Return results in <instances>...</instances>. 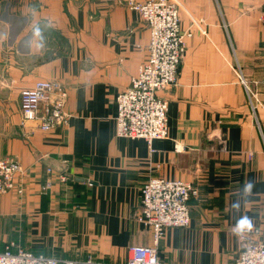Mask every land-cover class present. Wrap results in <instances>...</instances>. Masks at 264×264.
I'll return each mask as SVG.
<instances>
[{"label":"crops","instance_id":"0c3cea01","mask_svg":"<svg viewBox=\"0 0 264 264\" xmlns=\"http://www.w3.org/2000/svg\"><path fill=\"white\" fill-rule=\"evenodd\" d=\"M176 2L192 35L176 85L159 94L168 137L149 145L116 126L117 96L148 57L138 12L125 0H0V160L21 163L24 188L0 195L1 249L126 264L132 246L154 245L139 221L152 178L199 190L190 225L165 230L162 261L233 264L246 243L264 242V0ZM38 80L67 90L68 126H22L20 93ZM240 215L259 232L234 234Z\"/></svg>","mask_w":264,"mask_h":264},{"label":"built area","instance_id":"2783aa9c","mask_svg":"<svg viewBox=\"0 0 264 264\" xmlns=\"http://www.w3.org/2000/svg\"><path fill=\"white\" fill-rule=\"evenodd\" d=\"M125 5L138 12L147 23L150 40L148 57L140 66L131 85L117 96V135L122 138L144 139L149 145L168 137V101L160 92L175 86L185 50V38L180 26V10L176 0H125ZM68 93L55 80H38L32 87L21 91V124L35 125L47 132L69 125L66 111ZM177 146L179 150L181 147ZM23 173L16 160H0V195L24 188L16 184ZM66 181V177H61ZM199 195L192 183L181 180L152 178L141 190L139 221L153 229V246H132L126 264H168L158 254V245L170 227L185 228L191 223L189 202ZM255 229L243 234L258 233ZM0 264H104L86 261L62 260L36 255L9 243L0 248ZM233 264H264V242L246 243Z\"/></svg>","mask_w":264,"mask_h":264},{"label":"clouds","instance_id":"9594fccd","mask_svg":"<svg viewBox=\"0 0 264 264\" xmlns=\"http://www.w3.org/2000/svg\"><path fill=\"white\" fill-rule=\"evenodd\" d=\"M36 34H39V29L36 30ZM254 185L251 181L245 183L243 186V194L244 196H249L252 193ZM241 200L237 199L231 204V209L233 212H239L240 210ZM254 228V224L252 219L247 215H240L238 219H236V223L233 226L234 234L240 235L245 232H251Z\"/></svg>","mask_w":264,"mask_h":264},{"label":"rangeland","instance_id":"374dc122","mask_svg":"<svg viewBox=\"0 0 264 264\" xmlns=\"http://www.w3.org/2000/svg\"><path fill=\"white\" fill-rule=\"evenodd\" d=\"M20 95H21V93H20ZM20 111H21V105H20ZM21 121H22V116H21ZM38 128V127H37ZM18 193V192H17ZM20 194V193H19ZM15 244V243H14ZM16 246V245H15ZM17 248H19V247H17ZM21 249V248H20ZM22 250H24V249H22ZM24 251H26V250H24ZM27 252H29V251H27ZM31 253V252H30ZM34 254V253H33Z\"/></svg>","mask_w":264,"mask_h":264}]
</instances>
